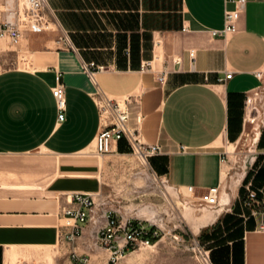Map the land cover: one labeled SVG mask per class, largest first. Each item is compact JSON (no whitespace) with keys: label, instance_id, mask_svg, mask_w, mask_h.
I'll return each mask as SVG.
<instances>
[{"label":"crops","instance_id":"0c3cea01","mask_svg":"<svg viewBox=\"0 0 264 264\" xmlns=\"http://www.w3.org/2000/svg\"><path fill=\"white\" fill-rule=\"evenodd\" d=\"M122 4L123 20L130 21L137 12L140 31L152 36L149 53L133 67L123 68L124 61L114 55L63 48L53 28L24 32L19 46L28 54L30 67L0 72V264H74L72 252L89 256L91 264L108 263V252L96 243L104 223L101 206L98 224L86 225L73 243L61 239V210L69 205L68 196L98 197L103 192L107 155L96 152L98 94L130 98V126L138 129L146 145L161 148L149 160L155 174L180 193L193 188L188 191L191 203L203 206L187 207L183 216L193 238H208L239 197V187L225 191L228 161L222 146L236 118H242L246 97L264 86V0H249L238 32L227 37L210 34L224 27L225 9L233 7L226 0ZM88 62L104 70L94 71L91 78L83 67ZM145 62L152 67L141 69ZM162 71L167 72L163 83L158 81ZM257 72H263L261 78ZM228 73L232 78L220 82ZM58 75L66 91L61 122L52 94ZM120 145L128 147L123 141L112 154L128 155L119 152ZM212 187L220 188L215 207L199 199ZM117 210L126 218L121 208ZM259 214L244 223L240 264H264V210ZM137 217L133 219L158 228L143 218L144 212ZM173 256L178 259L177 247L160 230L152 247L133 250L118 264H157Z\"/></svg>","mask_w":264,"mask_h":264},{"label":"rangeland","instance_id":"374dc122","mask_svg":"<svg viewBox=\"0 0 264 264\" xmlns=\"http://www.w3.org/2000/svg\"><path fill=\"white\" fill-rule=\"evenodd\" d=\"M122 5V0H52L50 7L56 21L52 27L57 28V39L63 34L68 35L77 51L83 47L107 57L114 55L116 60L124 61L123 68L129 69L136 60L140 61L149 53L148 40L152 36L149 38L147 33L140 31V19L135 17L137 12L132 13L130 21L123 20ZM27 55L20 51V46L0 40V72L29 68ZM250 96L253 98L254 122L244 121V101L242 118H236L235 126L224 138L222 146L228 161L225 191L230 193L239 187V197L212 234L200 239L210 251L214 264H240L241 238L246 224L264 210V86ZM124 150L129 154H108L104 158V188L97 200L100 202L103 198L107 208H121L126 218H138L137 214L144 212L146 217L143 218L158 226L162 237L177 247L178 259L173 256L157 264H199L192 252V246L198 240L191 236L183 216L187 207L203 206L191 203L194 198L189 192L180 193L168 188L149 162L134 155L129 147ZM250 192L256 194L257 201L247 206L245 201ZM230 253L232 257L228 255Z\"/></svg>","mask_w":264,"mask_h":264},{"label":"built area","instance_id":"2783aa9c","mask_svg":"<svg viewBox=\"0 0 264 264\" xmlns=\"http://www.w3.org/2000/svg\"><path fill=\"white\" fill-rule=\"evenodd\" d=\"M249 0H226L232 8H226L224 12V27L221 30H212V37H227L235 34L239 29V21ZM50 0H0V40L9 42L12 46H19L24 39V32L44 33L53 29L56 25L55 15L50 7ZM57 42L63 48L75 50L70 37L61 35ZM194 50L189 52V56L194 58ZM84 71L92 78L94 71L104 70L103 66L96 65L95 62L83 64ZM151 62L142 64L141 69L151 68ZM95 69V70H93ZM256 77L261 78L263 72H257ZM232 73H228L220 82L231 79ZM167 72L162 71L158 75V81L165 82ZM52 88V94L58 110V121L65 119L66 112V91L65 85L60 81ZM130 98L113 99L98 94L97 105L100 116V130L95 139L96 152L99 156L114 153L115 146L125 142L131 152L149 162L150 158L161 152L159 145H146L140 137L139 131L130 126L131 120ZM244 121L254 122L252 118L253 98L249 95L245 100ZM249 117V118H248ZM252 118V119H251ZM140 118H137L139 122ZM188 191L192 193L193 188ZM219 187H212L201 194L199 199L209 207L219 204ZM67 207L62 208L63 219L61 239L68 243H73L83 234L84 227L90 223L98 224L96 211L98 206L103 208L101 217L104 223L100 225L97 234V245L106 250L109 254L107 264H118L127 253L136 249L150 248L160 237V229L154 226H146L140 221L132 218H124L120 211L104 206L93 195L75 193L68 196ZM257 201L256 194L250 192L247 195L245 204L251 206ZM264 206V201L263 204ZM192 252L199 264H214L210 251L199 241H195ZM71 260L74 264H91L89 256L71 253Z\"/></svg>","mask_w":264,"mask_h":264},{"label":"trees","instance_id":"16d2710c","mask_svg":"<svg viewBox=\"0 0 264 264\" xmlns=\"http://www.w3.org/2000/svg\"><path fill=\"white\" fill-rule=\"evenodd\" d=\"M119 152H125V150H124V147H122L121 145L119 146ZM212 258V257H211ZM212 261H213V259H212ZM214 262V261H213Z\"/></svg>","mask_w":264,"mask_h":264},{"label":"bare ground","instance_id":"6f19581e","mask_svg":"<svg viewBox=\"0 0 264 264\" xmlns=\"http://www.w3.org/2000/svg\"><path fill=\"white\" fill-rule=\"evenodd\" d=\"M187 192H188V189H187ZM224 193H225V192H224ZM227 195H228V194L226 193V195H225L226 197H224L223 200H225V201L228 200V199H227ZM224 203H225V202H224Z\"/></svg>","mask_w":264,"mask_h":264}]
</instances>
